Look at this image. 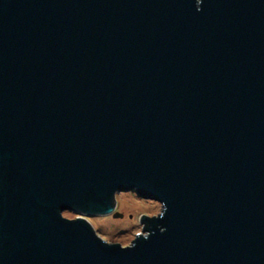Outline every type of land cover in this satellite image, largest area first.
I'll use <instances>...</instances> for the list:
<instances>
[{"label":"water","instance_id":"95a60500","mask_svg":"<svg viewBox=\"0 0 264 264\" xmlns=\"http://www.w3.org/2000/svg\"><path fill=\"white\" fill-rule=\"evenodd\" d=\"M0 264H264V0H0Z\"/></svg>","mask_w":264,"mask_h":264},{"label":"rangeland","instance_id":"374dc122","mask_svg":"<svg viewBox=\"0 0 264 264\" xmlns=\"http://www.w3.org/2000/svg\"><path fill=\"white\" fill-rule=\"evenodd\" d=\"M115 211L122 214V219L109 216L83 217L95 233L108 244L130 246L137 236L144 237L141 219L156 218L161 214V205L151 200L141 199L134 192H121L115 195ZM61 216L67 220L79 218L73 212H63ZM81 218V217H80Z\"/></svg>","mask_w":264,"mask_h":264},{"label":"bare ground","instance_id":"6f19581e","mask_svg":"<svg viewBox=\"0 0 264 264\" xmlns=\"http://www.w3.org/2000/svg\"><path fill=\"white\" fill-rule=\"evenodd\" d=\"M80 218V217H79Z\"/></svg>","mask_w":264,"mask_h":264}]
</instances>
